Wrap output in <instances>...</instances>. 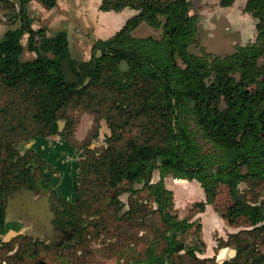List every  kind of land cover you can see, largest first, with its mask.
<instances>
[{
    "label": "trees",
    "instance_id": "trees-1",
    "mask_svg": "<svg viewBox=\"0 0 264 264\" xmlns=\"http://www.w3.org/2000/svg\"><path fill=\"white\" fill-rule=\"evenodd\" d=\"M27 1L20 0L19 24L7 28L0 39V83L19 93L11 105L25 111L20 113V118L26 122L31 118L41 125L39 132L32 135L57 133L58 111L72 99L96 97L97 94L89 97L90 91L99 87L122 93L113 100L122 110L137 103L136 113L150 111L152 115L156 114L162 125L156 128L151 140L137 142L129 139L123 147L110 146L101 155L100 164L108 184L116 187L123 180L130 184L142 182L156 203L154 210L166 228L157 234L164 239L162 245L159 246V238H154L137 256L133 255L132 243H125L126 249L120 252L116 264H165V261L172 264L175 235L185 232L189 225L178 220L168 208L172 195L171 189L164 184L168 172L175 177L224 184L231 202L221 217L228 224L244 218L252 226L231 233L232 243L240 250L239 254L246 252L244 264H264V250L260 247L264 245V237L260 242H249L247 238L252 230L259 233L264 229V201H248L238 187L242 179H264V63H259L264 57V0H245L243 6V10L257 20L254 40L239 44L231 53L213 57L189 50L198 28L197 16L190 12L189 0H101L99 8L102 10L130 7L137 13L111 37L96 40L92 45L94 53L87 61L70 57L65 30L52 36H46L42 28L34 30L32 19L22 6ZM40 1L48 7L55 4V0ZM233 1L218 0L221 6H228ZM141 22L160 26L161 36L134 38L131 32ZM25 33L26 47L35 53L31 59H21L24 50L21 38ZM97 49L100 50L99 56H96ZM66 57L77 82L64 79L62 63ZM119 61L129 64L126 72L119 69ZM183 111L192 116L203 136L221 149L219 159L209 161L199 154V147L187 126L180 123ZM13 128L12 133L16 134L25 127L21 123V127ZM2 135L0 131V165L6 171L17 170L15 178L27 177L29 167L17 166L16 159L20 155L12 142L2 139ZM213 164L215 169L211 167ZM155 167L159 169V178L152 182L151 171ZM6 175V172L0 173V198L4 191L19 184H11V178ZM136 204L117 213V219L124 218L135 226L134 220L142 213ZM69 208L57 213L56 223L73 229L75 224L70 219H62L63 214H70ZM5 227L0 201V231ZM71 241L85 242L76 238ZM0 243L11 248L1 239ZM41 244L54 252L60 251L62 261L68 262L65 252L71 253L70 240ZM227 245L224 242L216 247ZM15 257H19L17 251L9 255L8 260H15ZM239 257L233 255L221 264H239Z\"/></svg>",
    "mask_w": 264,
    "mask_h": 264
},
{
    "label": "rangeland",
    "instance_id": "rangeland-1",
    "mask_svg": "<svg viewBox=\"0 0 264 264\" xmlns=\"http://www.w3.org/2000/svg\"><path fill=\"white\" fill-rule=\"evenodd\" d=\"M189 1L190 12L196 14L198 20L196 35L189 46L192 53L207 54L209 57L225 55L233 52L239 44L250 41L257 20L243 10L245 0H234L228 6L219 5L218 0ZM17 12L12 1L0 0V39L6 27L10 28L19 24ZM203 14H206L204 18L201 16ZM9 23L13 25L10 26ZM245 28H248V31L242 36L241 32ZM131 34L134 38L147 36L159 38L162 28L141 22ZM21 42L24 45L21 59L35 57V53L26 47V34L22 36ZM36 42H40L38 38ZM94 50L91 47L90 58ZM76 54L72 59L81 61L79 53ZM259 63H264V57L259 59ZM117 65L123 72H126L129 67L125 61H119ZM90 93L89 97L94 94L97 96L90 99L87 97L80 100L72 99L58 111L56 121L60 122L61 126L56 134L34 136L32 134L39 132L41 125L31 118L27 122L20 118V113L25 111L11 105L19 93L0 83V107L3 108L0 111V131L3 132L2 139L10 140L13 148L20 155L16 159L17 166H34L31 176L37 180L41 177L40 165H43L45 172L55 173V168L50 162L56 161L57 165L62 166L64 172H75V182L71 189L77 191L76 199L69 205L70 214H63L62 217L64 221L70 219L75 224L73 229L66 224L62 226L66 231H70L71 236L68 238L72 245L71 253L62 252L67 253L65 259L68 262L62 261L60 251L54 252L46 248L37 241L36 236L28 234V231L11 234L8 241H3V235L6 233L3 230L0 231V239L4 243H9L11 248L0 243V264H37L38 261H43L44 264H116L120 252L125 251V245L130 242L134 248L132 251L134 256L142 253L148 242L154 238H159V246L164 243V239L157 234L165 231L166 228L154 210L156 203L148 194L147 187L142 182L130 184L125 180L118 183L116 187H112L108 184L107 175L100 164L101 155L110 146L123 147L129 139L137 142L151 140L155 137L156 128L162 125L156 114L152 115L150 111L143 110L136 113L137 103L132 104L133 107L122 110L119 104L113 101L114 98L123 95L116 90L99 87L92 88ZM21 123L25 127L23 131L18 130V133L13 134L12 130H15L13 127L19 128ZM180 123L187 126L199 147L200 155L205 156L209 161L219 159L221 149L215 142L203 136L189 113L185 111L181 113ZM41 155L50 157V161L45 160ZM7 162L10 163L9 160ZM211 167L215 169L214 164ZM3 172L11 178V184L20 183L21 179L26 178V175L15 178L17 170L6 171L3 165H0V173ZM158 178L159 169L155 167L151 171V181L155 182ZM69 182L65 180L62 186H69ZM164 184L168 189H172L168 205L170 213L189 225L185 232L175 235L174 242L181 241L183 246L175 250L171 256L172 264H221V261L231 259L233 255H240L237 263L244 264L246 252L239 254L240 250L236 249L232 243L231 233L250 229L252 226L244 218H240L237 223L228 224L224 220L220 226H210L213 211L221 216L220 214L226 213V207L231 202L226 186L211 180L175 177L172 172L166 173ZM238 187L248 201H264V179L255 181L248 178L242 179ZM8 191H4L2 196L7 195ZM71 191L73 193V190H70V193ZM71 197L73 198V195ZM134 203H137L136 205L142 210L136 221L133 219L135 226H132L131 222H126L124 218L118 220L117 213L126 211L130 204ZM205 204L208 206L207 209ZM5 228L7 230V227ZM250 234L247 235L249 242L263 241L264 229L259 233L252 230ZM73 238L83 239L85 242L80 244L71 241ZM224 242H227V247L231 249H228L229 253L217 251L222 247L216 246ZM211 243L212 252L207 253L205 248ZM260 247L264 250V245ZM191 249L194 251L192 252ZM15 251L19 257L9 261L8 256ZM127 251L131 255L128 249Z\"/></svg>",
    "mask_w": 264,
    "mask_h": 264
},
{
    "label": "crops",
    "instance_id": "crops-1",
    "mask_svg": "<svg viewBox=\"0 0 264 264\" xmlns=\"http://www.w3.org/2000/svg\"><path fill=\"white\" fill-rule=\"evenodd\" d=\"M10 1L14 3L17 10L20 9V0ZM100 3L101 0H55V4L48 7L40 0H28L22 6L24 12L32 19L31 27L34 30L42 28L46 36H52L59 30H65L70 57L74 58L76 53H79L80 59L88 60L91 47L96 40L111 37L128 18L137 13V10L130 7L121 10H102L99 8ZM1 10L4 9L1 8ZM205 15L201 16L204 18ZM17 21H19L18 15ZM211 21L214 20L211 19ZM6 29L7 27L2 33ZM246 31L248 28L242 30L241 35L243 36ZM253 31L250 41L255 35V29ZM72 53L74 54L72 55ZM205 208H208L206 204ZM211 221L210 226H220L224 223V219L215 211H213ZM13 224L9 223L8 225L13 226ZM205 249L207 253L212 252V243L207 244ZM228 249L227 246H222L217 251L219 253L228 251L229 253L231 249Z\"/></svg>",
    "mask_w": 264,
    "mask_h": 264
},
{
    "label": "flooded vegetation",
    "instance_id": "flooded-vegetation-1",
    "mask_svg": "<svg viewBox=\"0 0 264 264\" xmlns=\"http://www.w3.org/2000/svg\"><path fill=\"white\" fill-rule=\"evenodd\" d=\"M57 130H59L58 126ZM43 158L48 161L51 159L50 157L46 158V156H43ZM50 163L55 168V173L45 172L43 165H40L41 177L36 180L31 176L35 167L30 166V174L24 180L21 179V182L15 188L9 190L7 195L1 196L0 201L5 216L4 222L7 227L5 231L9 229L28 231V234L36 236L37 241L45 244L50 242L62 243L68 241V238L71 237L70 231L63 229L62 226L56 223V220L57 213L70 207L69 205L77 197L76 189H71L75 182V172H64L62 166L57 165L56 161ZM65 180L70 181L69 186H62ZM67 188L73 190V193L66 190ZM71 195H73V198ZM9 223L14 224L12 226L8 225Z\"/></svg>",
    "mask_w": 264,
    "mask_h": 264
},
{
    "label": "water",
    "instance_id": "water-1",
    "mask_svg": "<svg viewBox=\"0 0 264 264\" xmlns=\"http://www.w3.org/2000/svg\"><path fill=\"white\" fill-rule=\"evenodd\" d=\"M99 55H100V50L97 49L96 50V56H99ZM62 69H63L64 79L66 81L71 82V83L77 82V78H76L75 74L71 71V69L69 67L67 57L63 60ZM86 80H85V82H86ZM57 123H58V128H60L61 123L60 122H57ZM18 232H22V231L21 230L14 231V230L9 229L8 231H6L5 235H3L2 240L8 241V239L11 237L10 236L11 234H16ZM182 246H183V243L181 241H176V243L174 244V249L179 250V249H181ZM39 264H44V263H43V261H39ZM165 264H167L166 261H165Z\"/></svg>",
    "mask_w": 264,
    "mask_h": 264
}]
</instances>
